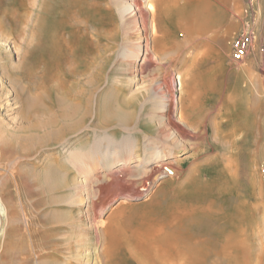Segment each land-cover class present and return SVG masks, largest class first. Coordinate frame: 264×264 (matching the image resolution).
<instances>
[{
  "label": "rangeland",
  "instance_id": "rangeland-1",
  "mask_svg": "<svg viewBox=\"0 0 264 264\" xmlns=\"http://www.w3.org/2000/svg\"><path fill=\"white\" fill-rule=\"evenodd\" d=\"M164 3L154 33L150 16L146 19L140 59L132 65L125 47L135 25L125 0H0V201L7 210V219L0 215V264H86L87 255L90 264H147L142 242L152 195L116 194L106 203L101 219L82 230L78 186L89 184L77 174L76 166L121 148L137 158L131 166L142 164L144 136L137 128L143 129L144 122L132 128L133 133L117 128L113 116L146 113L151 108L148 101L157 100L165 77L176 100V73L182 79L193 77L196 106L189 114L193 137L172 164L187 173L194 166L203 168L208 143L216 141L217 131L227 135L222 142L231 143L235 150L234 178L208 193L203 190L194 201L213 206V214L185 219L177 231L208 241L205 246L213 256L203 264H264V0ZM249 30L254 38L245 42V55L238 60L233 40ZM21 64L30 68L24 80L14 75ZM233 70L239 72L240 88ZM91 80L93 87L88 84ZM67 98L89 100L90 106L80 112L87 116L85 120L79 115L45 130L25 132L47 122L51 115L47 106L53 101L67 102ZM6 142L13 145L5 146ZM211 152L206 159L212 160L217 149ZM156 175L147 192L166 187L160 197L177 199L170 195L169 182L174 180L164 173ZM253 180L263 187L256 194L251 189ZM48 183L61 186L60 193L51 197ZM94 185L88 195L89 211L96 200ZM258 192L262 205L256 215L244 220H258L257 233L250 232L251 241L234 261L216 256L217 239L224 228L231 229L226 222L235 214V205L248 204ZM157 213L158 217L165 214L162 206ZM108 218L112 226L106 231Z\"/></svg>",
  "mask_w": 264,
  "mask_h": 264
},
{
  "label": "bare ground",
  "instance_id": "bare-ground-1",
  "mask_svg": "<svg viewBox=\"0 0 264 264\" xmlns=\"http://www.w3.org/2000/svg\"><path fill=\"white\" fill-rule=\"evenodd\" d=\"M125 2L133 17L132 23L135 25L130 36V41L125 47V53L128 57V61L132 65H136L140 59V43L143 38V27L146 25V19L150 16L151 33H154L156 30V15L164 12L165 3L164 0H125ZM143 7L145 10H143ZM22 67L23 64H21L19 69L14 70V75L19 76V80L26 79L30 69L27 67V64H25L23 68ZM233 71L234 74H236V80H238V88H240L239 72L238 70ZM249 74L251 75V73ZM176 75H178V77L173 82L178 92L176 100L173 98L170 82L167 77H165L163 88L158 89L159 93L157 100L154 102L151 100L148 101L147 106L149 105L151 108L149 110L147 108L146 113L143 115L135 114L134 116H127L124 113H120L116 117L113 116V119L118 123L115 126L123 130L136 129L141 123V120L144 122L143 129L137 128L138 131L141 130V132H143L144 136V154L141 153L144 155L142 164L138 163L131 166L138 161L137 158H135V155L132 154L130 150L121 148L106 158L97 156L91 158L89 161L81 162L76 166L77 174L85 183L89 184L78 186L80 195L77 205L82 214V220H80V227L82 230L90 229L94 219H101V215L107 210L106 203L111 197L113 199L114 195L128 193V196L136 197L145 192L152 195L147 201V221H145L147 224V232H144L146 241L144 240L142 242V246L147 248V264H203L205 260L212 255L210 248L205 246L206 243L208 244V241L206 240V242L196 237L189 238L187 234L178 232L177 229L185 219L203 213L212 215V211H215L212 209V204L210 208L209 205H197L194 201L197 200V197L199 198L203 190H207L208 193L215 185L224 183L228 178H234V171H232L234 170L232 169V165L234 166L232 163L235 155L233 154L234 149L232 146H229L231 143L228 145L226 143L227 141L222 142L227 138V135L222 134L221 131L215 132L214 139L216 141L213 144L207 142L208 150L213 152L214 149H217V153L213 156L212 160L206 159L209 158V151L205 154L203 168L200 169L198 166H194L187 173V171H183L180 166L172 164L173 157L179 152V149L184 148L189 142L188 140L193 137V134L188 130V127L192 124V119L189 114L192 113L196 106L193 77L182 79L179 73H176ZM88 84L90 87L94 86L92 80L89 81ZM183 93H185V95H182ZM167 94L168 96H165ZM65 96L70 98L68 92H66ZM87 100L84 101L78 98H72L67 102H58L59 100H56L57 102L53 101L52 106H47V112L49 115L51 114L47 122L32 125L30 128H26L25 132L45 130L50 125L78 117L83 106L87 104ZM89 104H87V106ZM155 105L158 106L156 111H154ZM174 112H176L175 118L173 116ZM81 117L83 118L82 120H85L87 116L84 114ZM132 132L135 133L136 131L133 130ZM139 140L140 139H138V141ZM234 141L236 142V140ZM11 143L12 142H6L4 145L12 146L13 144ZM158 144L160 146L159 150L156 152L157 147L155 146ZM138 149H136V151L134 149V152L137 154L139 152ZM70 159L71 158L68 160ZM217 167H221L220 172L216 171ZM116 169L118 170V175H115L117 172ZM60 173L62 172L60 171ZM158 173L162 175L164 173L168 175L170 179L174 180V182H169V185H172L170 195L171 198H177L175 199L177 201H170V198L166 196L160 197L161 192L166 187H158L156 188L157 190L153 192H147L150 185L154 182V176ZM64 174H66V172L63 173V175ZM215 175L217 176L215 177ZM51 178L52 176L50 175L47 179L50 180ZM91 183L95 184L94 186L97 190V194L95 196L96 200H93L90 204L91 211H89L88 195L89 192L94 189L91 187V185H93ZM174 183L176 184L175 186H173ZM258 188L262 190L263 187L259 185V183L255 185V181L253 180L251 182L253 194H256L255 192ZM46 190L50 193V196L53 197L60 193L61 186L48 183L46 185ZM254 196L255 197L250 198L251 202H248V204L246 201H239V203L235 205L237 209L235 214L226 222L231 229L225 231L224 228V231H222L221 234L219 233L220 236L218 239L215 237L218 247L213 253L216 256L228 258V260H233L234 257H240L243 250L252 239L249 238L250 232L257 233L256 230L261 226L258 220L253 219V221H244L248 215H256V212L262 205L263 200L261 194L258 192L257 195ZM207 200L208 199H206V201ZM124 201L125 200L118 204H122ZM161 206L165 214L158 217L157 209ZM113 211L115 210L113 209ZM0 215L7 219L6 206L1 201ZM108 221L110 223L107 224L106 231L110 230L112 226V221L109 218ZM92 227L95 228V226ZM142 227L144 228V226ZM90 260V255H87L86 264H90Z\"/></svg>",
  "mask_w": 264,
  "mask_h": 264
},
{
  "label": "built area",
  "instance_id": "built-area-1",
  "mask_svg": "<svg viewBox=\"0 0 264 264\" xmlns=\"http://www.w3.org/2000/svg\"><path fill=\"white\" fill-rule=\"evenodd\" d=\"M253 35L254 33L249 30L246 33L240 34L233 40L232 48L236 59L241 60L243 58L246 52L245 42L251 41L254 38ZM261 66L262 70L264 71V57L261 60Z\"/></svg>",
  "mask_w": 264,
  "mask_h": 264
}]
</instances>
